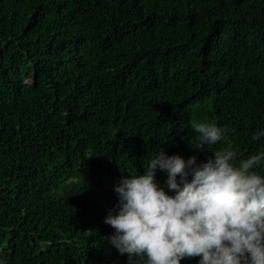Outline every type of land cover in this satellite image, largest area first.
Returning a JSON list of instances; mask_svg holds the SVG:
<instances>
[{
    "label": "trees",
    "instance_id": "trees-1",
    "mask_svg": "<svg viewBox=\"0 0 264 264\" xmlns=\"http://www.w3.org/2000/svg\"><path fill=\"white\" fill-rule=\"evenodd\" d=\"M200 122L264 151V0H0V259L128 264L114 185Z\"/></svg>",
    "mask_w": 264,
    "mask_h": 264
},
{
    "label": "clouds",
    "instance_id": "clouds-1",
    "mask_svg": "<svg viewBox=\"0 0 264 264\" xmlns=\"http://www.w3.org/2000/svg\"><path fill=\"white\" fill-rule=\"evenodd\" d=\"M192 126L202 149L221 141L226 147L206 161L159 148L143 174L121 178L114 185L118 202L104 219L114 229L109 242L128 264L193 257L198 264H264V151L239 158L227 127ZM262 137L264 129L252 139ZM158 171L166 173L163 185Z\"/></svg>",
    "mask_w": 264,
    "mask_h": 264
}]
</instances>
